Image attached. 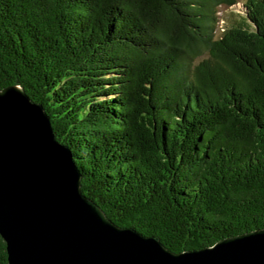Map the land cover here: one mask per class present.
Returning <instances> with one entry per match:
<instances>
[{"label":"trees","instance_id":"trees-1","mask_svg":"<svg viewBox=\"0 0 264 264\" xmlns=\"http://www.w3.org/2000/svg\"><path fill=\"white\" fill-rule=\"evenodd\" d=\"M238 2L0 0V89L43 106L107 218L173 252L264 228V0L220 27Z\"/></svg>","mask_w":264,"mask_h":264},{"label":"water","instance_id":"water-1","mask_svg":"<svg viewBox=\"0 0 264 264\" xmlns=\"http://www.w3.org/2000/svg\"><path fill=\"white\" fill-rule=\"evenodd\" d=\"M70 148L20 85L0 89V238L6 264H264V228L173 252L120 227L81 190Z\"/></svg>","mask_w":264,"mask_h":264},{"label":"rangeland","instance_id":"rangeland-1","mask_svg":"<svg viewBox=\"0 0 264 264\" xmlns=\"http://www.w3.org/2000/svg\"><path fill=\"white\" fill-rule=\"evenodd\" d=\"M244 0H239L235 6L226 7L220 6L218 7V24L219 26H230L234 20L237 19L238 14L241 12V5Z\"/></svg>","mask_w":264,"mask_h":264}]
</instances>
